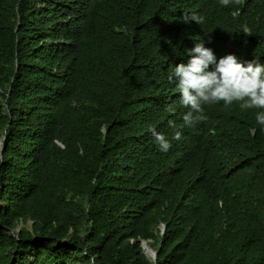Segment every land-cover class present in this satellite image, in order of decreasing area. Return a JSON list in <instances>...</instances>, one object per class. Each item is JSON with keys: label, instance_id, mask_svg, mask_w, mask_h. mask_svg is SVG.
Here are the masks:
<instances>
[{"label": "trees", "instance_id": "16d2710c", "mask_svg": "<svg viewBox=\"0 0 264 264\" xmlns=\"http://www.w3.org/2000/svg\"><path fill=\"white\" fill-rule=\"evenodd\" d=\"M200 41L264 64V0H0V264H264L261 109L168 79Z\"/></svg>", "mask_w": 264, "mask_h": 264}, {"label": "clouds", "instance_id": "9594fccd", "mask_svg": "<svg viewBox=\"0 0 264 264\" xmlns=\"http://www.w3.org/2000/svg\"><path fill=\"white\" fill-rule=\"evenodd\" d=\"M240 3V0H235ZM222 6H229L233 0H219ZM185 22L193 20L202 24L203 17L185 15ZM190 59L176 65L168 79L177 81L181 103L189 108L184 115L185 123L192 127L206 121L203 105L223 102L226 107L236 103L241 109H261L256 121L264 126V64L256 60L244 62L235 54L229 53L217 59L214 50L206 47L204 41L196 43L189 50ZM169 125L174 127L173 121ZM162 151L171 147L166 136L155 128L149 129ZM177 131L173 139L179 140Z\"/></svg>", "mask_w": 264, "mask_h": 264}, {"label": "water", "instance_id": "95a60500", "mask_svg": "<svg viewBox=\"0 0 264 264\" xmlns=\"http://www.w3.org/2000/svg\"><path fill=\"white\" fill-rule=\"evenodd\" d=\"M2 147H3V145H2V141L0 140V154H1V151H2ZM142 245H143V248L145 249V252H146L147 254H149L151 257H155V251H154L152 248H149V247H148L146 241H144ZM149 252H150V253H149Z\"/></svg>", "mask_w": 264, "mask_h": 264}, {"label": "rangeland", "instance_id": "374dc122", "mask_svg": "<svg viewBox=\"0 0 264 264\" xmlns=\"http://www.w3.org/2000/svg\"><path fill=\"white\" fill-rule=\"evenodd\" d=\"M0 140H1V139H0ZM1 141H2V140H1ZM2 145H3V141H2ZM147 245H148L149 248H151L150 244L147 243ZM149 253H150V252H149Z\"/></svg>", "mask_w": 264, "mask_h": 264}]
</instances>
